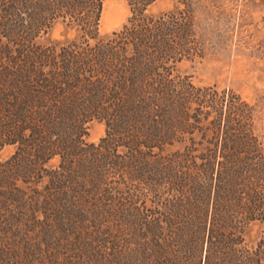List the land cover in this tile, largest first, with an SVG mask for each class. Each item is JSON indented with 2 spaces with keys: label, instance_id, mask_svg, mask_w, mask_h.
Masks as SVG:
<instances>
[{
  "label": "trees",
  "instance_id": "16d2710c",
  "mask_svg": "<svg viewBox=\"0 0 264 264\" xmlns=\"http://www.w3.org/2000/svg\"><path fill=\"white\" fill-rule=\"evenodd\" d=\"M127 1L102 38L104 0H0V264H264L253 106L175 74L197 51L189 0ZM59 21L75 36L36 41Z\"/></svg>",
  "mask_w": 264,
  "mask_h": 264
},
{
  "label": "rangeland",
  "instance_id": "374dc122",
  "mask_svg": "<svg viewBox=\"0 0 264 264\" xmlns=\"http://www.w3.org/2000/svg\"><path fill=\"white\" fill-rule=\"evenodd\" d=\"M196 36V52L177 63L175 74L188 77L198 87H210L236 93L254 108V128L264 145V0H189ZM187 7L179 0H156L149 12L160 14ZM131 15L127 0H104L99 23L102 38L120 31ZM75 29L67 30L56 22L36 41L51 44L74 37ZM106 123L94 119L88 124V143H98L106 135ZM16 145L0 151L7 159ZM59 157L49 162L56 166ZM264 229V220L253 222L247 229V240L254 243Z\"/></svg>",
  "mask_w": 264,
  "mask_h": 264
}]
</instances>
